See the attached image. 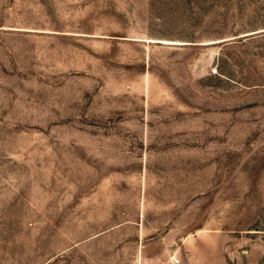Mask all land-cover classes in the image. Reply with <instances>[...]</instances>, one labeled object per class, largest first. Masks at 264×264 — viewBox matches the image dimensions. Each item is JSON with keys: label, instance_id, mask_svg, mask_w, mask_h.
Masks as SVG:
<instances>
[{"label": "rangeland", "instance_id": "rangeland-1", "mask_svg": "<svg viewBox=\"0 0 264 264\" xmlns=\"http://www.w3.org/2000/svg\"><path fill=\"white\" fill-rule=\"evenodd\" d=\"M173 255L264 264V0H0V264Z\"/></svg>", "mask_w": 264, "mask_h": 264}, {"label": "built area", "instance_id": "built-area-1", "mask_svg": "<svg viewBox=\"0 0 264 264\" xmlns=\"http://www.w3.org/2000/svg\"><path fill=\"white\" fill-rule=\"evenodd\" d=\"M214 71L216 72L217 69H214ZM165 264H182V259L177 255H173L169 258L167 262H165Z\"/></svg>", "mask_w": 264, "mask_h": 264}, {"label": "water", "instance_id": "water-1", "mask_svg": "<svg viewBox=\"0 0 264 264\" xmlns=\"http://www.w3.org/2000/svg\"><path fill=\"white\" fill-rule=\"evenodd\" d=\"M228 40H230V39H228ZM228 40H223V41H219V42H224V41H228Z\"/></svg>", "mask_w": 264, "mask_h": 264}, {"label": "bare ground", "instance_id": "bare-ground-1", "mask_svg": "<svg viewBox=\"0 0 264 264\" xmlns=\"http://www.w3.org/2000/svg\"><path fill=\"white\" fill-rule=\"evenodd\" d=\"M165 42V41H164ZM165 43H173V42H165Z\"/></svg>", "mask_w": 264, "mask_h": 264}]
</instances>
